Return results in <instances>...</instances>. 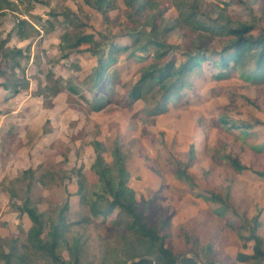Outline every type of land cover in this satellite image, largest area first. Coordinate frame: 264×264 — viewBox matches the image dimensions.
I'll return each mask as SVG.
<instances>
[{"label": "rangeland", "instance_id": "rangeland-1", "mask_svg": "<svg viewBox=\"0 0 264 264\" xmlns=\"http://www.w3.org/2000/svg\"><path fill=\"white\" fill-rule=\"evenodd\" d=\"M2 1L9 6L4 4L0 9V47L6 42V48L24 51L26 58L20 63L25 74H18V77L21 83L28 82V87L14 95L2 88L5 78L0 74V247L8 250L16 239L17 250L24 253L29 245L27 233L31 222L12 206V203L21 205L29 196L44 215L45 238L51 221H56L69 203L64 213L68 224L66 242L58 250L64 260L73 261L77 244L81 264H100L116 255L124 258L122 248L127 241L113 225L120 219L119 213L114 212L104 221L103 217L92 216L88 204L90 198L94 199L104 188L100 177L91 169L96 158L92 143L96 140L102 143L103 157L109 165L116 142L120 145L130 173L128 184L136 191L139 209L150 224L159 225L162 216L174 213L172 233L180 253L193 254L182 240V227H185L189 235L202 244H211L218 259L228 264H253L239 257L251 255L253 244L240 237V229L247 236L246 228L239 229L241 219L234 214L251 220L260 211L259 234L264 239V180L252 171L234 172L223 156L229 152L238 153L248 167L264 170V151L255 153L251 149L264 143V83L246 82L237 75L216 80L214 76L218 70L207 60L202 70L192 75V86L184 91L182 98L171 99L167 114L154 119L146 117L142 122L143 109L152 107L155 98H150L149 102L138 101L132 109L113 101L102 111L93 112L67 89L75 87L84 91L90 86L87 76L96 59L85 53L62 58L58 50L61 37L75 31L64 14L69 8L79 13L86 23L84 32L96 38L100 34L117 35L118 41L132 43L126 36L129 30L123 24L126 20L124 1L116 2L108 21L101 14L88 10L81 0ZM158 1L160 8L166 11L158 22L160 37L171 48L170 57H180L182 48L196 40V35L190 36L180 25L176 9L179 0ZM196 1L203 4L200 20L206 25H215L213 21L247 22L255 26V34L264 31V9L260 0H244L242 5L232 4L233 0ZM20 20L26 23L20 24ZM20 25L24 29L21 35ZM172 26L177 27L175 31L162 33L165 27ZM199 40L211 53L220 51L227 39L201 33ZM183 61L180 58L178 64ZM144 66L142 62H129L123 55L116 67L120 81L134 84ZM8 75L6 79L10 84L14 78L11 72ZM60 77L63 82L58 84ZM59 87L61 92L55 94ZM116 89L123 92L121 85ZM85 93L91 97L87 91ZM222 117L251 127L222 128ZM192 146L196 155L189 171L198 192L224 195L230 192L235 212L230 208L228 216L233 224L228 225L215 214L218 205L196 198L186 183L174 177V168L189 161ZM216 151H219L217 156ZM29 168L36 171L30 191L27 183L16 180ZM48 169L56 173L51 180L46 175ZM75 171H81L87 180L86 199L77 194ZM28 250L32 255L31 264H52L45 255ZM200 261L209 263L210 257L202 254ZM0 264L5 263L0 261Z\"/></svg>", "mask_w": 264, "mask_h": 264}, {"label": "trees", "instance_id": "trees-1", "mask_svg": "<svg viewBox=\"0 0 264 264\" xmlns=\"http://www.w3.org/2000/svg\"><path fill=\"white\" fill-rule=\"evenodd\" d=\"M118 0H81L82 5L92 12L101 14L105 21L110 20L109 13L116 8ZM125 4L126 25L129 33L126 36L132 40V43H123L118 41V36L108 37L100 34L96 38L93 34L84 32L86 23H84L79 13L73 9H67L64 16L74 32L65 33L61 37L58 50L62 58H68L74 53L89 54L91 59H96L91 73L87 76L89 87L86 90H80L75 87H68L72 95L82 99L93 112H99L105 109L110 102H117L121 106L132 109L138 101L149 102L150 98H155L152 107L143 109L142 122L146 117L155 118L167 114L170 110L171 99L178 101L182 98L184 91L192 86L191 77L196 71L202 70L205 61L211 60L213 66L218 70L215 74L216 80H227L234 76H239L246 82L264 83V31L255 34V26L247 22L230 23L225 21L220 23L213 21L215 25H206L201 18L202 2L194 0L175 1L178 13V20L183 28L187 29L190 36L196 35V40L188 46L182 48L183 52L178 56L170 57L171 48L165 43L159 34V21L163 19L165 9L160 8L158 0H123ZM244 0H233L232 4L242 5ZM261 8L264 9V0H260ZM6 1L0 0V9ZM230 3H227V5ZM117 20V19H116ZM116 20H113L116 22ZM143 20H146L145 22ZM142 22L143 25L141 24ZM19 23H26L20 20ZM141 24V25H140ZM19 25V24H18ZM150 27V30L145 28ZM176 26L165 27L162 33H170L176 30ZM20 25L19 33H23ZM201 33H213L225 37L227 40L220 51L208 52L207 48L202 47L199 37ZM188 37V36H187ZM83 47V48H82ZM0 74L5 78V83L1 86L4 90H9L14 95H18L28 87L21 83L18 74L24 75L20 60L26 58L22 49L6 48V42H2L0 47ZM6 48V49H4ZM152 51H154L152 55ZM126 55L129 62H142L145 66L140 73L138 80L129 85L120 81L116 67ZM184 61L178 64V60ZM115 68V69H114ZM8 72H11V78H14L10 84ZM63 82L60 77L57 83ZM120 82V83H118ZM61 84V83H60ZM121 85L123 92H117L116 86ZM87 91L91 99L86 95ZM61 92V87L56 93ZM157 97V98H156ZM222 128H240L248 129L251 125H239L235 121L222 117L220 120ZM244 134H248L243 131ZM96 158L91 169L97 174L104 184L103 190L90 198L88 201L90 212L93 217H103L104 221L114 212H118L120 219L113 223L122 237L127 241L126 247H123L124 258L119 255L110 260H103L100 264H203L202 254L210 257V262L205 264H228L223 259L215 257L213 246L211 244H202L196 237L189 235L185 227L182 230V240L189 246V251L193 254L187 256L180 253L175 244L172 233L173 212L162 216L159 225L150 224L144 213L139 209L136 191L129 186L130 173L127 166L126 156L122 152L120 145H116L112 151V164L109 165L103 157L104 147L101 142L92 143ZM251 149L255 153L264 151V143L257 144ZM219 151H216V156ZM196 151L194 146L190 149L189 161L174 168V177L186 183L190 191L196 198H201L205 203L218 205L215 214L228 225L233 224V219L228 216V211L232 208L231 195L215 192H198V186L189 169L194 164ZM229 163L232 170L238 174L243 171H252L259 178L264 180V170H254L243 163L242 157L238 153L229 152L223 156ZM53 171V170H52ZM78 178L77 194L81 199H86V178L81 171H75ZM36 171L33 168L24 170L18 175L16 180L26 184L28 191L33 185ZM55 172L49 169L46 171L48 179L55 177ZM58 177V176H57ZM50 179V180H51ZM44 183L45 181H41ZM12 197L16 194L12 192ZM16 212L26 215L31 222L27 233L28 246L25 252L17 250L13 240L8 250L0 251V261L5 264H31L32 255L29 249L35 253L45 255L52 264H81L79 259L80 247H75V258L72 262L64 260L59 254V248L65 243L64 238L68 224L65 221L64 213L69 208L66 203L61 210V214L56 221H51L48 226V233L45 238V220L44 215L38 208L32 204L31 198H25L21 205L12 203ZM242 225L239 229H245L247 236L243 235L240 229V237L247 243L253 244V253L251 255H239L244 262H253V264H264V239L259 234L261 227L260 211L253 216L251 220H246L235 212ZM125 219V220H124ZM119 227V229L117 228ZM121 228V229H120Z\"/></svg>", "mask_w": 264, "mask_h": 264}]
</instances>
